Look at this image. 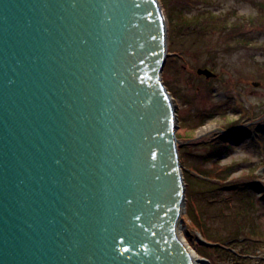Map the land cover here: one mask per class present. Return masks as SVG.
Segmentation results:
<instances>
[{"label":"water","instance_id":"1","mask_svg":"<svg viewBox=\"0 0 264 264\" xmlns=\"http://www.w3.org/2000/svg\"><path fill=\"white\" fill-rule=\"evenodd\" d=\"M167 45L159 0H0V264H195Z\"/></svg>","mask_w":264,"mask_h":264},{"label":"rangeland","instance_id":"2","mask_svg":"<svg viewBox=\"0 0 264 264\" xmlns=\"http://www.w3.org/2000/svg\"><path fill=\"white\" fill-rule=\"evenodd\" d=\"M159 1L169 52L162 79L185 172L179 234L203 264H264V0Z\"/></svg>","mask_w":264,"mask_h":264},{"label":"trees","instance_id":"3","mask_svg":"<svg viewBox=\"0 0 264 264\" xmlns=\"http://www.w3.org/2000/svg\"><path fill=\"white\" fill-rule=\"evenodd\" d=\"M261 128H262V127H259V130H260ZM222 132H224V131H222ZM260 134H261V132L257 133V135H260ZM228 146H231V145H230V142L225 143V144H222L221 146L217 147V149L215 148V151H214V150L211 151L209 155H212V157H214V154H218V152H219L221 149L223 150V148H227ZM208 159H209V156H208ZM211 159H212V158H211ZM241 183H242V182H241ZM230 186H232V188H233V187H244V188H246V187L249 186V185H248V184H245V183H243V184L236 183V184H232V185H230ZM251 186H252V187H253V186L258 187L257 185H253V184H251ZM258 188H259V187H258ZM236 189H240V188H236Z\"/></svg>","mask_w":264,"mask_h":264},{"label":"bare ground","instance_id":"4","mask_svg":"<svg viewBox=\"0 0 264 264\" xmlns=\"http://www.w3.org/2000/svg\"><path fill=\"white\" fill-rule=\"evenodd\" d=\"M208 128H209V125H207L206 127H203V128L201 129V132L204 131V130H206V129H208ZM181 239H182V241L186 244V247H187V250L189 251V253H191V255H192V257H193V262H194L195 264L200 263V258H199V256H198V252L195 251V250H193V249L190 247V245L188 244V242H187L183 237H181Z\"/></svg>","mask_w":264,"mask_h":264}]
</instances>
